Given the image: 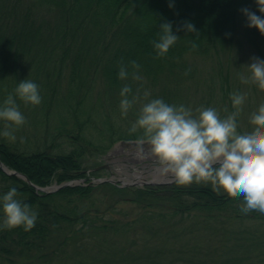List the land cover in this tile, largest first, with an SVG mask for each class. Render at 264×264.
<instances>
[{"label":"trees","instance_id":"16d2710c","mask_svg":"<svg viewBox=\"0 0 264 264\" xmlns=\"http://www.w3.org/2000/svg\"><path fill=\"white\" fill-rule=\"evenodd\" d=\"M242 8L264 16L255 0H0V104L24 79L35 82L42 97L38 106L16 98L26 123L15 141L0 136V159L39 186L82 181L44 192L0 167V196L16 187L38 213L30 231L0 229V264H264V214L241 213L243 197L205 183L91 181L115 142L142 134L128 131L138 112L118 122L125 85L131 99L135 83L160 84L152 97L186 107L184 96L203 85L198 106L220 107L222 118L234 111L228 69L219 65L204 83L191 58L220 59L243 37L264 59V35L247 27ZM165 22L179 38L158 57L153 42ZM185 22L198 33L183 29ZM121 65L129 73L124 80ZM97 81L104 84L98 93ZM97 189L112 197L106 208L90 200ZM121 202L130 208L118 207Z\"/></svg>","mask_w":264,"mask_h":264},{"label":"clouds","instance_id":"9594fccd","mask_svg":"<svg viewBox=\"0 0 264 264\" xmlns=\"http://www.w3.org/2000/svg\"><path fill=\"white\" fill-rule=\"evenodd\" d=\"M255 2L258 11L264 14V0ZM169 6L172 7L171 4ZM240 11L247 18V27H255L264 35V16L248 8ZM160 28L162 34L157 42H153V47L157 56L163 57L179 36L173 34L171 22L162 23ZM182 28L198 33L190 22H185ZM250 60L246 64L250 75L241 74V83L255 85L264 91V59L253 56ZM131 63L134 69L140 67L135 61ZM128 75L127 66L121 65L118 77L124 80ZM132 78L142 79L135 73ZM131 92L128 85L121 89L122 116H127L140 98L135 95L129 99ZM143 95L147 99L150 93L146 91ZM16 98L25 105L38 106L42 102L39 86L32 80L24 79L19 81L14 94L10 93L0 104V121L5 122L0 136L10 141L16 140V129L26 123ZM230 99L234 111L223 118L214 107L201 106L195 110L198 115H194L191 108L182 104L177 106L160 98L151 99L139 109L137 119L128 131L129 134L142 133L138 138L140 151L143 152V146L147 145L148 154L157 158L163 172L171 173L178 184H211L214 190H223L232 198L243 197L241 213L257 211L264 214V103L251 113L250 128L241 132L238 130V117L246 95L233 92ZM224 111L227 112V108ZM19 196L16 187L0 196V210L3 212L0 229L23 227L25 231H30L35 227L37 211Z\"/></svg>","mask_w":264,"mask_h":264},{"label":"rangeland","instance_id":"374dc122","mask_svg":"<svg viewBox=\"0 0 264 264\" xmlns=\"http://www.w3.org/2000/svg\"><path fill=\"white\" fill-rule=\"evenodd\" d=\"M259 57L261 59H263L258 52L255 51V49L250 45V43H248L247 40H245L243 37H241L239 39V41H237L235 43V45L231 48L228 49L225 54H223L220 59H207V58H199V57H192L191 58V62H194V66L195 68H197L198 70V77L202 78L204 83H206V81H209L212 78V74H215V71L218 69L219 65H222L224 68H227L229 71V76L231 79V82L233 84V86H235V88L233 89L232 92H241L243 94L246 95V100L245 103L242 107V111L240 112V115L238 117V130L243 132L247 129L250 128V124H249V117L251 115L252 112L256 111L258 109V106L261 103H264V91L260 90L257 86L255 85H250V84H243L241 83L240 80V75L244 74L245 76L250 75V73L248 72V68L247 65L248 63L251 62L250 58L251 57ZM70 82V77L69 74L67 73L66 76L64 77V79L62 80V84L67 86V84ZM68 82V83H67ZM145 82V83H144ZM143 82L142 86H138V82L135 83L136 87H135V92L134 95H139V99L137 100V102L133 105V107L129 110L127 116H123L122 118H120V120H118V122L120 123H124L123 120H126V118H131L132 114H130V112L133 110L135 112H139V109L142 107V105L144 103H147L148 100L151 99H156L157 97H152V92L155 91V93L157 94L160 90V84H158L157 86H153L152 83L147 82L146 80ZM172 82H169L168 85H170ZM189 85V84H188ZM103 86L104 84L102 82L97 81L95 83L94 86V92L98 93L101 92L103 90ZM205 86L200 85L198 86V91H196L195 89L191 88L189 93L187 95L184 96V98L186 100H188V105L187 107L191 108L193 111L196 107H201L198 106L197 101L201 98V89H204ZM139 90V91H138ZM149 92L150 96L145 99L144 98V92ZM195 92L197 94H195ZM61 93L63 95H65L67 93V89L66 87H61ZM60 97V95H59ZM94 98H96V94H94L93 96ZM92 99V98H91ZM122 99L121 95H118V101L120 102ZM132 99V98H131ZM94 102V100L92 99V103ZM219 113H221L220 111V107H217ZM222 114V113H221ZM220 114V115H221ZM198 115V114H197ZM135 121V120H134ZM133 121V122H134ZM28 127H30V125H27ZM125 128H129L127 124L122 125ZM119 146V145H118ZM117 148V147H116ZM114 150V149H113ZM123 150V148L115 150L114 153L116 154H120L121 151ZM130 152H128V154H130L132 157H134L135 161L130 163L131 165H133L134 167H138V170H146V173H143V175L145 176L146 179H152V175H151V171H148L149 168L145 167L148 165V160L149 158H151L152 156L148 154V152L146 150H144L143 148V152L140 151V148L137 147H133L131 150H129ZM127 155V152H125ZM142 155V156H141ZM137 158H141L142 161L136 160ZM97 161L99 162V159H97ZM120 158L116 157L113 160L110 159L109 156H106L103 160H100V165L102 164H107L108 165V169L104 168L100 169L99 173V177H92L91 181L95 184V183H105L106 181H100L99 179H106L109 177H113V178H117L121 177V178H125L123 176L126 175H131V177H135L136 175H138L136 173L130 174L131 172H128L127 170H123L120 165L121 164H126V162H119ZM142 162V163H140ZM86 164H90V162L86 163ZM145 167V168H143ZM91 168V165H90ZM92 169L89 170V172ZM132 171V169H131ZM88 172V173H89ZM165 173V172H163ZM151 175V176H149ZM127 179V178H126ZM121 187H124L121 184H118ZM159 186L162 184H155L153 186ZM145 187L146 185H130L127 187ZM126 187V186H125ZM118 196H115V198H117ZM90 200H94L97 204V206L101 207V208H106L107 207V203L112 202V197L105 193L104 191L97 189L95 191V193L92 195V197L90 198ZM124 204H127V207L130 208L131 204L128 202H121L119 204L118 207H124ZM117 209V207H116ZM264 229V226H263ZM263 258H264V254H263ZM10 264V263H7Z\"/></svg>","mask_w":264,"mask_h":264},{"label":"water","instance_id":"95a60500","mask_svg":"<svg viewBox=\"0 0 264 264\" xmlns=\"http://www.w3.org/2000/svg\"><path fill=\"white\" fill-rule=\"evenodd\" d=\"M0 167L7 172L8 174H15L25 180H27L30 184H32L37 190H41L44 192H54V191H58L61 188H64L66 186H70V185H74L75 183H77L78 181H67L61 184H57L54 183L52 185L49 186H39L37 184H34L33 182H31V180L29 179V177L27 175H25L22 172L16 171V170H12L10 169L8 166H6L0 159ZM162 172H160V168H156L153 173H152V179H146L145 178V174H138L136 175L134 178L131 176H126L125 178H121L118 177V179L113 178V177H109L106 179H99L100 181H110L113 183H118L121 184L123 186H130V185H145V184H172L173 182L176 181L175 177L171 174V173H167V174H162V176H160L159 174ZM127 178V179H126Z\"/></svg>","mask_w":264,"mask_h":264},{"label":"bare ground","instance_id":"6f19581e","mask_svg":"<svg viewBox=\"0 0 264 264\" xmlns=\"http://www.w3.org/2000/svg\"><path fill=\"white\" fill-rule=\"evenodd\" d=\"M158 174H159V173H158ZM159 175H160V176H162V174H161V173H160Z\"/></svg>","mask_w":264,"mask_h":264}]
</instances>
